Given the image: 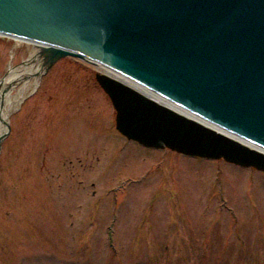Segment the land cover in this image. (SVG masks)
<instances>
[{
	"label": "rangeland",
	"instance_id": "rangeland-1",
	"mask_svg": "<svg viewBox=\"0 0 264 264\" xmlns=\"http://www.w3.org/2000/svg\"><path fill=\"white\" fill-rule=\"evenodd\" d=\"M29 54L0 35V79ZM98 73L59 56L6 115L0 264H264V172L128 140Z\"/></svg>",
	"mask_w": 264,
	"mask_h": 264
},
{
	"label": "water",
	"instance_id": "water-1",
	"mask_svg": "<svg viewBox=\"0 0 264 264\" xmlns=\"http://www.w3.org/2000/svg\"><path fill=\"white\" fill-rule=\"evenodd\" d=\"M0 34L111 66L238 135L98 73L129 139L264 172V0H0Z\"/></svg>",
	"mask_w": 264,
	"mask_h": 264
},
{
	"label": "bare ground",
	"instance_id": "bare-ground-1",
	"mask_svg": "<svg viewBox=\"0 0 264 264\" xmlns=\"http://www.w3.org/2000/svg\"><path fill=\"white\" fill-rule=\"evenodd\" d=\"M13 39L15 40V46H18L19 44H25L29 49L30 54L21 65H18V67H11L9 69L10 71L8 75L0 81V135L5 133L7 130L4 122L5 116L8 113L16 110L18 105L22 103L30 90H34V88L38 85L37 79L42 73H44V70H46L47 66L52 60L49 56L50 52L52 51L51 47L43 46L42 44L33 41L21 40L18 38ZM95 64L103 71L104 74H107L108 76H111L135 88L144 95L149 96L160 103L231 137H238V135L228 132L224 128L217 126L215 123L210 122L204 117H201L192 110H189L188 108L176 103L172 99L158 93L136 79L129 77L125 73L97 61Z\"/></svg>",
	"mask_w": 264,
	"mask_h": 264
}]
</instances>
